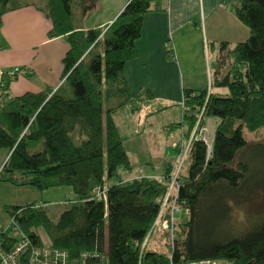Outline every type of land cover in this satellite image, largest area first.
<instances>
[{"label":"trees","instance_id":"1","mask_svg":"<svg viewBox=\"0 0 264 264\" xmlns=\"http://www.w3.org/2000/svg\"><path fill=\"white\" fill-rule=\"evenodd\" d=\"M34 1L0 0V24L4 13L35 5ZM158 1L129 0L105 30H83L75 23L76 10L84 14L97 0H41L37 5L52 22L48 36L68 43L62 58L63 81L53 92L9 96L3 76L0 148L9 154L0 167V180L39 191L68 187L71 193L64 197L67 207L56 218L43 205L30 202L7 207L8 219L17 212L20 228L36 245L44 243L41 230L52 247L67 250L71 258L95 251L104 256V264L201 260L264 264V215L248 216L245 227L233 218V210L248 198L264 199V170L258 166L264 160V140L250 141L244 135L264 127V0H225L249 35L223 53L226 44H220L209 88L185 90L182 120L173 124L182 130L175 146L178 156V144L189 140L196 124L216 118L211 151L207 155L201 138L190 141L178 173L182 184L176 200L187 212L176 220L173 248L167 233L166 252L161 244L148 249L149 239L142 248L174 162L166 163L160 176L124 180L121 171L133 165L113 116L132 100L151 98L147 89L137 93L129 89L123 69L137 56L135 42L144 14L154 10L152 5ZM66 86L71 88L70 96L63 93ZM212 87L225 91H212ZM75 127L85 135L79 144L70 136ZM37 141L41 145L30 152L29 146ZM112 179L115 182L107 184ZM96 188L105 190V200L96 198ZM218 223L226 224L227 230L216 229ZM157 232L162 239L163 232ZM20 264H29L27 258Z\"/></svg>","mask_w":264,"mask_h":264},{"label":"crops","instance_id":"2","mask_svg":"<svg viewBox=\"0 0 264 264\" xmlns=\"http://www.w3.org/2000/svg\"><path fill=\"white\" fill-rule=\"evenodd\" d=\"M128 1L121 0V3L111 7L113 13L102 21L103 26L98 23L92 26L82 25L79 28L87 30L100 27L105 30ZM98 2L93 9L101 8L102 2ZM152 6L155 9L144 14L141 33L135 42L137 56L125 63L123 76L133 93L147 89L151 94L147 101H130L133 104L131 111L139 109L143 104L147 106L144 108L147 110L144 117L148 119V125L152 124L149 119L153 117V113L158 112L156 115H160L176 109L169 124L164 125V131L177 130L178 134L180 133L178 142L182 130L178 128L179 125L176 127L173 124L182 120L183 92L207 88L215 73L221 51L220 44H226L225 49L221 51L223 53L237 42L244 41L249 35V30L235 17L230 2L225 0H159ZM51 27L50 18L38 9L36 4L9 10L3 14L0 24V81L4 72L9 74L15 67L21 70L12 78L6 77L9 96H19L25 92L37 93L45 89L53 92L60 87L63 81L62 58L69 46L62 37L48 36ZM168 50H171V54ZM213 90L225 91V88L212 87ZM153 103L156 105H152ZM152 109L157 111L151 113ZM115 124L118 127L116 122ZM176 143L172 144L171 148L175 147ZM3 149L0 148V167L9 154L7 149ZM150 164L142 163L141 172L132 171V163V169L128 170L130 172L123 174L122 170L121 176L124 180H129L141 176L157 177L164 173V170L160 174L154 173ZM22 187L32 186H16L0 180V221H8L7 207L39 202L36 198H41L40 194L31 199L20 200V194L17 193ZM67 193H71L68 187L55 202L67 206L61 203ZM162 235V239L158 240L161 251L166 252V238L164 233Z\"/></svg>","mask_w":264,"mask_h":264},{"label":"rangeland","instance_id":"3","mask_svg":"<svg viewBox=\"0 0 264 264\" xmlns=\"http://www.w3.org/2000/svg\"><path fill=\"white\" fill-rule=\"evenodd\" d=\"M89 1L90 0H86L87 3ZM98 1L99 0H97V3H99ZM100 1L102 2L101 8L89 9L84 14L81 12V10H76L75 23L78 27H82V25H98V23H101V25L103 26L102 21H105L107 17L113 13V10H110V8L113 7L115 4L121 3V0ZM40 3H42L41 0L34 1V4L38 6H40ZM70 89L71 88L66 86L63 90V93L70 96L72 94ZM132 105L133 104L131 102H128L120 109V111L114 118L116 120L115 122L118 125L119 133L125 138V148L130 156L132 163L134 164V169L132 171L141 170L142 172V163L150 162V166L152 167L153 172L160 174L164 170V166L166 165V163L170 160V162H174L177 156L176 148H171V146L172 144L174 145L177 142L180 133L178 134V131L175 129L164 131V127L167 126V124H169V120L174 117L173 113L176 112V109H171L160 115H156L158 114V112L153 113L157 110L153 111L152 109L151 113H153V117H150L151 119H149L152 122L150 126L147 124L149 122L148 119H145L144 117L147 112V110H145L144 108H146L147 106L143 104L139 109L131 111ZM152 105L156 104L153 103ZM149 106L150 105H148V107ZM244 135L250 141L264 140V127H261L258 132L254 133L245 131ZM70 136L75 144H79L83 139H85V135L80 132L78 127H75L74 130H72ZM39 144L41 145V141H37V143H32L29 146V151H34ZM262 162L263 163H259L258 166L261 168V170H264V167H262V165H264V160ZM188 163L189 159H187L185 165L186 167H188ZM128 172L130 171L123 170V174H126ZM114 182L115 179H112L109 180L107 184H111ZM66 188L67 187H54L43 191H35L33 187H22L17 194H20V200L24 198L31 199L40 194L41 198H36L39 199V202L33 203L43 205L47 209V212L50 217L56 218L60 214V212H62L67 207L59 204L58 202H55L61 198V195H63V191L66 190ZM5 194L10 195L9 193ZM263 200L264 199L262 197L256 195H253L251 198H248L247 201H244V204L240 205L239 207H237V209L233 210L234 221H240L242 223L240 226L245 227L246 223H248V216L250 217L264 215ZM3 211L5 212V209ZM7 223L8 221L6 220L0 221V225H6ZM221 225L222 224L220 223H218L217 225L215 224L216 229L223 228L226 231V224L222 226ZM157 231L158 230L155 228L151 233V236L149 237L147 243L148 249H152L156 247V245H159ZM39 234L41 235L43 241L45 243H48V238L45 233L39 230ZM218 263L225 264L220 262Z\"/></svg>","mask_w":264,"mask_h":264},{"label":"built area","instance_id":"4","mask_svg":"<svg viewBox=\"0 0 264 264\" xmlns=\"http://www.w3.org/2000/svg\"><path fill=\"white\" fill-rule=\"evenodd\" d=\"M18 72H21L20 68L15 67L9 74L4 72L2 78L4 75L12 78ZM0 83L3 86V79ZM216 120V118H208L202 126L197 123L189 140L187 142L181 140L178 144V156L164 181L166 186L165 192L156 200L159 205L157 218L146 235L142 248L155 228L164 234H168L170 247L173 248V241L177 236L178 230L176 220L180 213L187 212V210H183L182 212V209L176 205L179 188L182 184L180 177H178L181 164L186 157L187 149L192 139L201 138L206 145L207 155H209ZM94 193L98 200H105V190L96 188ZM62 202L65 203L66 200ZM35 206H38V204H35ZM16 214L17 212H14L10 215L6 225H0V264H20L23 257L27 258L29 264H104V256L95 251H82L78 256L71 258L67 250L52 247L50 244L45 243L43 245H36L20 228ZM185 264L219 263L213 260H201L186 262Z\"/></svg>","mask_w":264,"mask_h":264},{"label":"bare ground","instance_id":"5","mask_svg":"<svg viewBox=\"0 0 264 264\" xmlns=\"http://www.w3.org/2000/svg\"><path fill=\"white\" fill-rule=\"evenodd\" d=\"M182 180V179H181Z\"/></svg>","mask_w":264,"mask_h":264}]
</instances>
